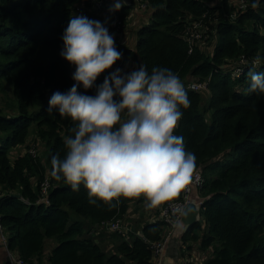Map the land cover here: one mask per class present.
Instances as JSON below:
<instances>
[{"label":"trees","instance_id":"trees-1","mask_svg":"<svg viewBox=\"0 0 264 264\" xmlns=\"http://www.w3.org/2000/svg\"><path fill=\"white\" fill-rule=\"evenodd\" d=\"M134 1L148 4L143 11L149 24L139 23L134 48L115 42L127 60L149 72L167 67L184 84L209 80L208 90L186 87L190 107L181 109L174 133L184 137L186 150L196 156L195 172L205 179L201 194H194L204 200L201 218L181 234L188 257L200 264H264V94L248 91L249 70L264 72V0L257 9L251 0L245 8L240 0H131L118 11L125 24L134 16ZM92 2L0 0V90L7 93L2 83L10 79L17 99V105L11 104L13 97L7 101L12 114L0 107V133H5L0 134V220L7 245L1 231L0 242L5 255L8 247L29 263L154 264L149 243L164 236L161 207L157 221L143 223L139 235H112L116 248L108 252L91 231L103 222L123 221L133 199L121 198L111 209L102 202L91 205L83 186L74 192L50 175L51 157L63 158L64 140L74 126L70 118L47 111L51 95L75 83L74 66L60 56L61 36L73 15L104 23L89 11ZM79 5L87 8L78 11ZM198 21L200 38L191 36ZM243 55L250 63L236 78L232 70ZM257 56L261 63L253 68ZM85 94L94 95L95 88ZM32 107L38 109L31 112ZM28 142L39 150L43 142L46 156L24 148L11 157ZM48 240L55 241L49 252ZM0 264L11 263L0 257Z\"/></svg>","mask_w":264,"mask_h":264},{"label":"clouds","instance_id":"clouds-1","mask_svg":"<svg viewBox=\"0 0 264 264\" xmlns=\"http://www.w3.org/2000/svg\"><path fill=\"white\" fill-rule=\"evenodd\" d=\"M126 5L127 0H113L109 12ZM259 5L260 0H251L253 9ZM106 25L107 20L102 23L73 15L61 36L60 56L74 66L71 78L75 83L65 92H54L47 111L70 118L74 126L64 140L63 158L51 157L50 175L74 192L83 186L91 205L102 202L111 209L121 198L143 197L147 215L148 210L168 204L172 227L186 230L197 209L192 203L173 201L192 182L197 164L195 154L185 148L184 137L174 133L183 116L181 109L190 107L185 87L189 83L184 84L167 67H153L149 72L141 64L125 71V64L109 71L123 53ZM260 63L257 56L253 68ZM248 77V91L264 94V72L249 70ZM80 88L85 92L95 88V94H85ZM122 225L131 230L106 232L128 238L132 233L139 235L143 224Z\"/></svg>","mask_w":264,"mask_h":264},{"label":"built area","instance_id":"built-area-1","mask_svg":"<svg viewBox=\"0 0 264 264\" xmlns=\"http://www.w3.org/2000/svg\"><path fill=\"white\" fill-rule=\"evenodd\" d=\"M249 0H240L241 4V8H245L247 6ZM113 3L112 0H93L91 7L89 8V11L93 14L97 13L96 15L99 16L100 20H107V27L109 29L110 34H118V29L121 23V19L118 16V12L115 13H110L109 12V7L111 6V4ZM142 8L147 9L148 4L147 3H143L141 4ZM87 7L85 5H79L77 6V10L80 11L82 9H86ZM203 23L202 21H198L196 22L195 26H194V30L191 33V36H195L200 38L201 34H202V30L200 27H202ZM123 53V52H122ZM255 61V60H254ZM253 61V62H254ZM241 65L239 67H236L232 70V74L234 77H240L246 68V63H250V61L248 60V58L246 56H242L241 57V61H240ZM125 64L128 65L127 68H125ZM133 66H138L136 65L134 62H129L127 60V57L123 54V57L120 61H118V64L112 68V70H114L117 67L120 68H125V71H131ZM185 87L192 89L194 91H204V90H208L209 89V80H204V81H192L190 82L188 85H185ZM34 143V142H32ZM31 144V148L28 149L29 153H31L32 155L36 156L37 155V149H38V144ZM205 179L202 175L201 172H195L194 176H193V180L190 183L189 186H187V188L183 191L182 195L180 197L177 198L176 201H173V203H195L197 205V208L199 209V211L201 212L204 209V200L202 198H198L196 199L193 195L194 191H198L200 192L203 185H204ZM47 188H49V184L45 183V187H44V191L43 193H47ZM200 194V193H199ZM193 196V197H192ZM2 195L0 194V199H1ZM43 199L48 203L49 200L46 199V197L44 196ZM161 220L164 222L165 225V232H164V236L156 241H151L149 243L150 245V249L153 252V258H154V264H166L165 263V251H166V245L168 243V241L173 237L174 231L176 229H174L171 225V220L173 219L171 217V212H170V206L168 204L162 205L161 206ZM200 218H201V214H200ZM157 221V217L153 220V222ZM121 220H111V221H107V222H103L101 225V230H105V231H119V232H128L131 229L129 228H125L122 225ZM4 229V226L1 223L0 220V231H1V238L2 241L5 243V245H7V237L6 235L2 232ZM8 257L10 259V263L11 264H38V263H29L24 261L19 255H17L16 253H12L8 247ZM188 260L185 262V264H200V262L198 261V259L196 257L193 258H187Z\"/></svg>","mask_w":264,"mask_h":264},{"label":"rangeland","instance_id":"rangeland-1","mask_svg":"<svg viewBox=\"0 0 264 264\" xmlns=\"http://www.w3.org/2000/svg\"><path fill=\"white\" fill-rule=\"evenodd\" d=\"M127 4H131V0H127ZM132 4H133L134 16H132L131 18L130 17L128 18L127 24H125V22L121 19V23H120V26L118 29V34L114 33L115 42H116L117 46H118V44L119 45L120 44L121 45L127 44L128 47L134 48L136 46L135 42L137 43V32H138L139 27H140L139 23H142L144 20V24H146V21H145L146 13L143 11V8H141L142 6H140L138 1H134ZM148 24L149 23H147L146 26ZM200 28H201V30L203 29L202 27H200ZM213 42H215V41H213ZM134 44H135V46H134ZM2 85L5 89V91H7V93L4 94L0 90V107L5 109V111H7L6 113L12 114L13 110L12 111L7 110V101H9L13 97L11 100V104L17 105V99L13 95V83L10 81V79H8V80L4 81L2 83ZM245 93H246V91H244V94ZM208 95H209V93H208ZM208 97L204 96V99L208 100ZM37 109H38L37 107H32V108H30V111L33 112ZM33 128H34V124L32 126V130H33ZM0 134L2 136L5 135V133H3V132H1ZM31 137H32V134H30L28 141L31 140ZM39 145H40V150H39V146H38V151H39L38 153L45 157L46 156V150H44V147H45L44 143L39 142ZM24 148L30 149L31 144L28 142V144L25 145L24 147L16 148L15 150L12 151L11 157L17 156L21 152V150H23ZM131 208H132V210H131L130 215L128 217H129V219L131 218L134 221V223H131L132 226H134L135 224H143V223L148 222V221H153L156 218V217H154V218H147L146 219V216H148V214L145 215L146 210L144 207L143 198L142 199L141 198L135 199V201L133 199L131 202ZM148 213H150V215H149L150 217H153L155 215V209L150 210V211L148 210ZM101 225L102 224H99L96 227L101 228ZM95 231H96V229L93 228V230L91 232L93 233ZM54 244H55L54 240H48L46 251L49 252V250H51V248Z\"/></svg>","mask_w":264,"mask_h":264},{"label":"crops","instance_id":"crops-1","mask_svg":"<svg viewBox=\"0 0 264 264\" xmlns=\"http://www.w3.org/2000/svg\"><path fill=\"white\" fill-rule=\"evenodd\" d=\"M135 44H136V42H135ZM135 44H134V46H135ZM194 194L198 195L199 192L198 191H194L193 195ZM194 197L196 199H198V197H196V196H194ZM142 198L143 197H141V199ZM157 209H155V211ZM131 210H132V208H131V204H130V212H131ZM129 215H127V217H125L123 219V223H125V224L134 223V221L131 218L129 219V217H128ZM149 215H150V213H148V216H146V219L155 217V216L150 217ZM94 228L96 229V231L93 232L94 236L96 237L95 238L96 241L98 243H100L104 247V249L107 250L108 252L113 251L116 248V243H115V241L113 239H111V236L114 235L115 233H113V232L107 233L106 231H102L98 227H94ZM184 231H186V230H183V231L175 230L174 234H173V237L168 241V243L166 245V251H165V263L166 264H185V262L188 260L187 259L188 258V252L186 251V250H188V248L183 244V241H182V238H181V234ZM0 257H2V259H7L8 258L7 250H6V255H5L4 250H3L2 246H1V242H0Z\"/></svg>","mask_w":264,"mask_h":264},{"label":"water","instance_id":"water-1","mask_svg":"<svg viewBox=\"0 0 264 264\" xmlns=\"http://www.w3.org/2000/svg\"><path fill=\"white\" fill-rule=\"evenodd\" d=\"M192 204L195 205L197 211H196L195 215L189 219V221H188V227L186 228V230H188L189 228L193 227L195 225V223H197L199 221V219H200V211L197 208V205L195 203H192ZM7 260L10 261L9 258H7Z\"/></svg>","mask_w":264,"mask_h":264}]
</instances>
